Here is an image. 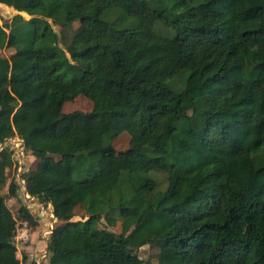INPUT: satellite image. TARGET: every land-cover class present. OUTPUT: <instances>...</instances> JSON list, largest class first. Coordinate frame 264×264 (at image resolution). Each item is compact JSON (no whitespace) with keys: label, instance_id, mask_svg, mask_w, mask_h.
Listing matches in <instances>:
<instances>
[{"label":"trees","instance_id":"1","mask_svg":"<svg viewBox=\"0 0 264 264\" xmlns=\"http://www.w3.org/2000/svg\"><path fill=\"white\" fill-rule=\"evenodd\" d=\"M0 3L33 16L0 23V189L19 137L40 160L29 194L60 221L86 212L52 231L44 264H264V0ZM50 20L80 25L68 41ZM80 93L94 108L65 112ZM16 227L0 195V264L27 263Z\"/></svg>","mask_w":264,"mask_h":264},{"label":"rangeland","instance_id":"2","mask_svg":"<svg viewBox=\"0 0 264 264\" xmlns=\"http://www.w3.org/2000/svg\"><path fill=\"white\" fill-rule=\"evenodd\" d=\"M7 7V8H6ZM5 5L0 3V23H11L14 16L18 15L19 11H17L14 7ZM25 19L30 20L33 16L23 12L21 13ZM52 28L59 37L68 35V41L73 35L75 29H77L80 25L79 22L74 23L72 29L67 30L66 33L62 30V28L56 24L52 20ZM60 45L65 47V41L63 38L61 39ZM0 53L4 56L10 57L14 53V49H4L1 50ZM94 108L93 100L85 95L84 93H80L76 95L73 99L67 101L64 105L65 112H72L75 110L80 111H91ZM132 135L129 132H123L120 136L113 140V145L116 148L117 153H121L122 151L127 150L132 143ZM6 145H10L9 147L14 151V157L16 162L18 163L15 166L14 171H9V180L7 185L4 188L0 189V195H2L7 202V205L13 212L14 216L17 217V227L20 224V229L24 227L22 223V219L18 217L19 209L22 205H26L29 207L30 211L35 215L38 219L39 225L37 227L29 228V239L28 240H17L15 239V243L18 247V256L19 258H23L25 254L29 256L26 264H44V261L50 259V252L48 249L49 238L51 237V233L54 229L60 226L69 225L70 223L78 220H83L86 212L82 207H78L76 210V215L69 221H60L53 213V205L52 203H48L39 197H33L27 191L26 182L23 179V173L29 170L36 169L39 165L40 160L35 158L29 152L24 150V144L22 139L19 137H14L8 139L5 143ZM160 179L163 181L165 186L166 176L158 175ZM80 179H84L85 175H80ZM14 181L18 184L16 195H11L9 192L10 182ZM100 227H106L110 230L115 231L116 233L121 232V223L119 222L117 226L108 225L107 220L103 219ZM18 235V232H16ZM138 254L144 260L154 258V255L160 252L159 246H152L151 244H147L138 249Z\"/></svg>","mask_w":264,"mask_h":264},{"label":"built area","instance_id":"3","mask_svg":"<svg viewBox=\"0 0 264 264\" xmlns=\"http://www.w3.org/2000/svg\"><path fill=\"white\" fill-rule=\"evenodd\" d=\"M23 140V139H22ZM24 141V140H23ZM3 148L2 144H0V149ZM24 150L26 151V146L24 143ZM22 223L24 224V227H22L21 229L20 224H18L19 227H16V232H18V235L15 233V239H19V240H28L29 239V228L28 226L30 225L27 221H22Z\"/></svg>","mask_w":264,"mask_h":264},{"label":"water","instance_id":"4","mask_svg":"<svg viewBox=\"0 0 264 264\" xmlns=\"http://www.w3.org/2000/svg\"><path fill=\"white\" fill-rule=\"evenodd\" d=\"M18 14H21V12H19ZM14 139V137H12ZM11 139V138H10ZM4 146V144H2V147ZM7 146H10L9 144ZM27 187V186H26ZM35 197V196H33ZM55 215V214H54Z\"/></svg>","mask_w":264,"mask_h":264},{"label":"bare ground","instance_id":"5","mask_svg":"<svg viewBox=\"0 0 264 264\" xmlns=\"http://www.w3.org/2000/svg\"><path fill=\"white\" fill-rule=\"evenodd\" d=\"M7 8V7H6ZM11 9V7H9ZM23 144H24V141L22 140ZM24 146V145H23ZM29 194V193H28Z\"/></svg>","mask_w":264,"mask_h":264},{"label":"clouds","instance_id":"6","mask_svg":"<svg viewBox=\"0 0 264 264\" xmlns=\"http://www.w3.org/2000/svg\"><path fill=\"white\" fill-rule=\"evenodd\" d=\"M28 191V190H27ZM54 213V212H53Z\"/></svg>","mask_w":264,"mask_h":264}]
</instances>
